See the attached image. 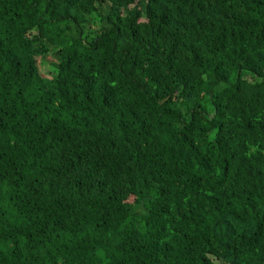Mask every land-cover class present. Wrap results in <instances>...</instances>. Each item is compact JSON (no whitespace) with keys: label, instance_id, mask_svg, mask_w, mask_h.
<instances>
[{"label":"trees","instance_id":"1","mask_svg":"<svg viewBox=\"0 0 264 264\" xmlns=\"http://www.w3.org/2000/svg\"><path fill=\"white\" fill-rule=\"evenodd\" d=\"M0 264H264V0H0Z\"/></svg>","mask_w":264,"mask_h":264},{"label":"rangeland","instance_id":"2","mask_svg":"<svg viewBox=\"0 0 264 264\" xmlns=\"http://www.w3.org/2000/svg\"><path fill=\"white\" fill-rule=\"evenodd\" d=\"M57 57L49 54L46 58L40 59V66L43 74H48V70H52L53 64H55Z\"/></svg>","mask_w":264,"mask_h":264}]
</instances>
